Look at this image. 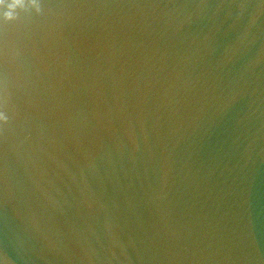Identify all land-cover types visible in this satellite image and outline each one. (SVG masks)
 I'll list each match as a JSON object with an SVG mask.
<instances>
[{
  "label": "water",
  "instance_id": "obj_1",
  "mask_svg": "<svg viewBox=\"0 0 264 264\" xmlns=\"http://www.w3.org/2000/svg\"><path fill=\"white\" fill-rule=\"evenodd\" d=\"M0 264H264V0H0Z\"/></svg>",
  "mask_w": 264,
  "mask_h": 264
}]
</instances>
